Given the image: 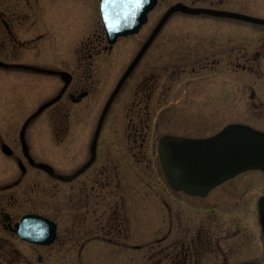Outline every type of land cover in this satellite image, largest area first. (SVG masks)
<instances>
[{"label":"rangeland","instance_id":"1","mask_svg":"<svg viewBox=\"0 0 264 264\" xmlns=\"http://www.w3.org/2000/svg\"><path fill=\"white\" fill-rule=\"evenodd\" d=\"M176 1L160 0L157 14ZM234 1L223 3L231 5ZM32 2V8L23 0L7 6L9 10L30 14L29 18L20 17L19 22L18 18L13 20L17 37L30 43L16 47V56L10 45L3 50L0 47V60L6 64L18 57V62L29 67L0 66V135L17 149L22 123L63 86L59 75L42 70L70 72L73 81L67 92L34 118L27 129V141L36 160L47 161L56 175L70 174L86 160L102 110L139 45L129 38H119L112 50L93 52L90 67L78 66L80 44L93 33L103 32L99 0ZM1 4L5 7V3ZM222 10L264 18V0H243L242 5L224 6ZM203 18L173 15L165 25L163 45L157 49L154 44L123 83L102 122L99 138L100 160L110 151L115 177L97 192L90 184L91 172L84 174L82 181L89 186V197L82 203V231L73 232L76 226L68 231L74 239L70 237L50 252L42 251L51 256L46 264H139L141 253L146 250L145 237L151 239L159 234L162 214L169 218L168 211L157 208V192H163L166 186L157 157L159 138L164 134L204 137L231 124L254 127L253 123H257L264 127V107L256 106L257 98L264 96V78L256 80L252 71L233 68L226 62L200 66L196 63L200 48L192 35L197 29L236 28L252 23L218 16V20L202 21ZM1 29L0 24V42ZM185 29H192L191 34ZM181 59L192 61L179 65ZM251 68L264 75V65ZM86 89L89 94L81 101L69 98V92L78 94ZM133 127L147 128L142 145L143 138L134 141ZM0 166L5 181L18 177L19 169L13 160L3 157ZM35 180L36 210L52 215V210H44L47 196L43 191L48 179L36 170ZM79 185V179L63 183L53 177L50 202L60 203L64 190L76 194ZM76 201L74 198L72 203ZM115 204L128 218V239L123 233L109 231L112 228L108 227L107 218ZM180 207L182 224L190 218L194 228L201 222L198 218L208 213L187 205ZM61 225L64 234L65 227L62 222Z\"/></svg>","mask_w":264,"mask_h":264},{"label":"flooded vegetation","instance_id":"2","mask_svg":"<svg viewBox=\"0 0 264 264\" xmlns=\"http://www.w3.org/2000/svg\"><path fill=\"white\" fill-rule=\"evenodd\" d=\"M0 1L5 3L4 7L0 2V24L2 25L0 47L3 50L4 47L10 45V50L14 51L12 54L16 56L18 52L16 47L30 42L20 41L15 32L13 20L18 18L19 22L20 17L29 18L30 14L8 9V3L17 2L18 0ZM23 1L28 8L33 7L34 3H31V0ZM35 1L37 2V0ZM159 1L156 0L155 6L148 12L147 19L139 31L123 37L129 38L139 45V50L130 58L129 65L135 60L142 48L145 47V51L137 61L135 67L143 62L144 56L151 50L154 44H156L157 49L163 45V32L166 30L165 25L173 15H198L204 17L202 21L218 20L215 15L208 13L207 10L222 11L224 6L242 5L243 2V0H235L233 4L226 5V3H223V0H178L169 4L164 12L157 14L156 8L159 5ZM177 3H182L191 8H199L202 11L198 14H191L177 10L171 13L162 27L156 31L165 13ZM256 3L258 4V2ZM239 14L256 17L243 13ZM237 20L250 22L252 25L236 28L197 29L195 33L192 32V29H185L187 31L184 32H188L189 30V33L192 32L193 41H198L197 46L200 48V51L196 63L206 67L207 65L220 66L226 62L225 64H229L233 68L252 71L254 73L253 78L256 80L262 79L264 75L259 74L258 70L251 67L264 65V23L252 22L245 19ZM114 45L107 44L104 28L102 33H93L92 36L87 37L80 44L78 51L81 54L77 65L90 67L92 65L93 52L99 53L102 50H112ZM160 56L162 57V54ZM189 61L191 62L192 60ZM0 62L3 63V65H0L3 68L11 67L9 66L10 64L13 67H29L26 64L18 62V57L13 58L11 62L6 64L2 60ZM181 62L178 64L185 65L190 63L184 62V59H181ZM205 69L203 68V70ZM72 81L73 76L69 86L72 84ZM83 92H87V95L89 94L88 89L80 91V93ZM80 93L73 94L69 92L68 95L72 94L77 97ZM85 97H82L79 101ZM69 98L71 99V97ZM257 100L259 102L254 104L256 106L263 105L261 107H264V96L258 97ZM29 124L27 125V129ZM253 125H255L253 128L264 131V127L259 124L253 123ZM133 128L134 132L132 136L136 142L138 137L143 138L147 128ZM27 129L25 133L27 154L23 151L19 134V146L17 149L12 148L10 144L4 141L3 136L0 135V163L2 162V158L6 157L13 160L19 169L18 177L7 181L3 179V174L0 172V264L48 263L51 260V256L44 255L42 251L49 249L50 252V249L66 243L70 237L74 239V235L72 234L71 236L68 233L70 229L78 226L72 231H75V233L82 231L79 228L82 226H79V219L84 208L82 203L84 200H88L89 197V186L86 181H82L84 174L89 171L91 172L90 184L92 190L97 192L109 186L115 177L113 156L108 151L103 160H100L98 139L94 159H91L90 143L86 160L82 161L72 173L65 174H75L74 178L69 181H62L63 183H72L79 179L80 185L77 187L76 194L64 190L61 202H53L52 204L50 202V180L56 177V174H50L36 166L37 162L47 163V161L43 159L36 160L27 141ZM161 137L157 142V157L166 186L163 192H157V208L162 212L168 211L169 218L166 214L161 215V224L158 227L159 234L155 238L150 239L144 236V244L146 243L147 245L145 247L146 250H143L141 253L139 264H264V171H242L222 181L204 194L188 193L171 186L165 178L159 153ZM144 139H141V145L145 141ZM4 144L7 146L6 150L3 148ZM20 163L22 164V168ZM36 170L48 179V186L44 187L43 191L47 196L44 210H52V215L36 210L35 194L38 186L35 180ZM74 198L77 200L76 203H72ZM185 205L203 213L208 212L204 218H198V221L201 222L196 228L191 223L193 219L190 218H187V224H182L183 209L180 206ZM111 209L112 214L107 218L108 227L112 228L109 231L113 230L117 235L123 233L125 234L124 239H128V218L124 216L123 209L116 204ZM30 215H38L55 223L56 235L53 242L37 243L24 239L19 235L18 223L24 216ZM61 222L65 227L64 234ZM203 222L204 224H201ZM142 246L144 247V245ZM153 247H155V250H152ZM136 248L140 249L139 246Z\"/></svg>","mask_w":264,"mask_h":264},{"label":"water","instance_id":"3","mask_svg":"<svg viewBox=\"0 0 264 264\" xmlns=\"http://www.w3.org/2000/svg\"><path fill=\"white\" fill-rule=\"evenodd\" d=\"M155 4L156 0H100V11L107 42L112 45L118 37L138 32L145 23L148 12ZM178 9L188 13L202 11L178 3L167 11L156 31L161 28L169 15ZM208 12L218 16L264 23V19L235 12L215 10H208ZM144 51L145 47L123 74L105 104L93 136L91 159L95 157L100 127L105 114ZM0 65H3V63L0 62ZM49 72L53 73L52 71ZM59 75L64 81V86L59 94L42 104L24 123L20 131V138L26 154L25 131L28 123L45 108L59 100L71 81L70 73L61 71ZM85 95L86 92L79 94L77 97L71 95V98L78 101ZM3 148L6 150L7 146L4 145ZM159 153L166 180L170 185L188 193L204 194L217 184L242 171L248 169L264 170V132L245 125L232 124L226 126L217 134L206 138L163 136L159 142ZM31 162L34 163L32 160ZM36 165L51 174L54 173L53 167L46 163L38 162ZM74 176L60 175L59 178L61 180H71ZM17 228L22 238L37 243L53 242L56 235L55 223L38 215L24 217Z\"/></svg>","mask_w":264,"mask_h":264}]
</instances>
